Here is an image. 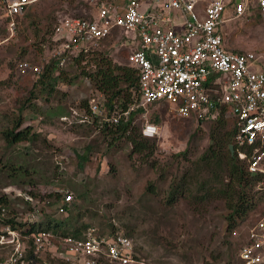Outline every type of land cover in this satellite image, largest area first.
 <instances>
[{"label":"rangeland","instance_id":"rangeland-1","mask_svg":"<svg viewBox=\"0 0 264 264\" xmlns=\"http://www.w3.org/2000/svg\"><path fill=\"white\" fill-rule=\"evenodd\" d=\"M103 1L123 0H35L27 14L17 19L15 30H10L1 17L0 6V169L4 168L0 173V194L3 188L13 185L7 169L9 156H14L12 159L20 158L25 166L28 163L37 170L31 171L34 184L18 177L20 188L32 190L39 198L51 202L56 198L49 194L60 192L63 197L66 191H73V214L79 213L81 218L74 219L77 226L89 225L88 229L93 228L100 235L127 233L134 239L138 256L151 263L236 262L240 248L248 241L249 230L264 217V191L258 186L254 189L257 209L231 231L227 230L229 210L223 201H213L207 209L190 203L194 198L169 204L171 182L184 176L187 170L199 174L198 160L216 144L217 127L230 129L231 119L225 120L226 123H198L176 116L169 105H149L138 124L153 121L158 115L160 130L153 137L157 150L148 156L134 152L126 137L112 138L103 132L93 118L96 115L86 114L81 107L92 95L102 94L90 78L81 74V65H87L88 59L79 65L68 57L61 69L63 77L66 80L78 77L72 83L59 81L49 95L38 81L42 72L34 74L18 68L21 61L27 60L40 65L43 71L50 58L51 32L59 19L69 15L91 16ZM249 6H254L251 16L223 24L226 42L230 49L252 50L264 58V17L255 0H250ZM116 42L117 38H109L92 49L105 52L114 62L125 65L131 50L119 47ZM93 67L90 63L86 68ZM107 110L105 106L102 115H97L102 118L100 121H110ZM19 117L24 120L21 129L28 126L39 135L31 144L21 142L10 148L4 131L12 128ZM26 148L32 150L26 153ZM86 149L89 159L81 166L78 153ZM12 192L15 195L21 190ZM59 202L44 209L64 218L67 213L60 214L55 207ZM12 205L17 207L16 203ZM4 253L0 249V257Z\"/></svg>","mask_w":264,"mask_h":264},{"label":"built area","instance_id":"built-area-1","mask_svg":"<svg viewBox=\"0 0 264 264\" xmlns=\"http://www.w3.org/2000/svg\"><path fill=\"white\" fill-rule=\"evenodd\" d=\"M34 1L0 0L1 17L10 30L17 28V19ZM149 1L151 6H145L147 0L103 1L92 18H62L55 27L50 58H60L64 65L68 57L117 37L118 46L131 50L128 61L138 71L141 95L140 102L122 114L165 100L176 116L202 122L216 120L229 106L238 127L234 152L248 160L253 175L263 174L258 187L264 190V58L255 51L229 49L223 27L226 21L245 16L250 0ZM255 2L264 16V0ZM231 4L233 14L227 18ZM18 68L42 72L40 65L27 60ZM102 96L89 98L90 114L102 115L106 106ZM119 112L116 109L106 116L117 123ZM159 130L150 121L142 128L147 137H155ZM72 199L67 193L57 206L58 213H66ZM38 202L27 216L17 218L26 223L16 227L4 225L8 212L0 205V249L6 251L0 264H154L138 256L134 240L124 233L100 235L93 228L79 237H58L43 229L25 233L42 215ZM232 264H264V217L249 230L248 241Z\"/></svg>","mask_w":264,"mask_h":264},{"label":"trees","instance_id":"trees-1","mask_svg":"<svg viewBox=\"0 0 264 264\" xmlns=\"http://www.w3.org/2000/svg\"><path fill=\"white\" fill-rule=\"evenodd\" d=\"M253 7L254 6L249 7L245 16H251V9ZM257 10L261 13V9L259 7ZM27 11L25 14H27ZM64 17L92 18L93 14L91 16H63L59 20ZM51 33L53 34L51 35L49 48L53 45L52 38L55 34V29L54 32L52 30ZM129 53L126 55L127 64L125 65L114 62L109 55L105 54V52L95 49H91L87 53L82 51L77 55L71 56V58H73V62H78L79 65H81V63H83L82 61L85 59H88L87 65L92 63L94 67L90 69L86 68L87 65H81L83 66L81 74L90 78L94 88L103 94L105 99L104 103L110 110L109 114L116 111V109H118L120 111L119 113H121L117 123L111 122V120L100 121L102 119L101 117L93 116V118H95V122L99 124L102 131L111 135L112 138L119 136L126 137L132 144L134 152L145 153L148 156H151L157 150L155 143L156 140L153 139V137L145 136L142 132L144 124L141 126L138 124V119L140 115L144 113L145 108L135 107L134 109H131L127 115L122 114V112L128 110L133 104H138L141 97L139 93L138 71L129 65ZM47 62L48 63L45 65L38 81L42 83L43 88L48 95L52 94L59 81L72 83L75 78L78 77L75 75L73 78H68L67 80L63 77L64 72L61 70L63 69V65L60 64V58H49ZM56 71H58L59 74H56ZM88 105V99L84 100L81 104V107L84 109L86 114L90 111ZM151 105L168 106V103L165 100H158L153 102ZM228 112L230 113L229 106L225 105L216 120H203L202 122H198L203 123L212 121L215 123H221L225 120L229 121V119H231L232 125L228 130H225L220 126L217 127V131L214 134L216 144L211 145L198 160V167L196 170H199V174L195 172L191 173V175L187 170V172H184V176L171 182L169 204L175 203L176 200L194 198L190 201V203H196L199 206L203 205L205 207L204 209H207V205L213 201H223L225 203V207L229 210V214H227L226 217L228 220L227 230L231 231L238 225L239 221H244L249 218L251 213L257 209L258 206L255 201V194L253 191L262 180L263 174L253 175L249 171L248 160L241 159L239 158L237 152H232L230 146L235 143V135L238 127L234 116L229 115V118L226 116L229 114ZM23 121V117L17 118L14 126L4 131V138L10 148L11 146L21 142L31 144L38 138L39 133L34 132L31 127L27 126L26 128L21 129ZM158 121V115H156L153 121L150 120V122L155 124H157ZM88 148L92 149V146L88 145ZM26 149L28 150L26 153H29V151L32 150V148ZM9 157L11 160H9L10 165L7 171L9 176L12 178L10 182L13 183V185L9 184L3 188V192L0 194V205L6 207L8 212L7 217L3 218V223H5L4 225L11 223L14 227L23 226L26 222H21L17 220V218L27 216L33 209V203L40 199V202L44 201L43 204L38 202L39 211L42 215L39 216L40 219L37 222L30 224L29 228L25 230V233L31 234L43 229L52 231L58 237L67 235L77 237L82 236L88 230L89 225L83 224L81 226H77L73 222L74 219L80 218L79 213L73 214L72 209L75 203L73 191H66L63 194V197L60 192L51 193L49 194V197L54 196L56 198L55 201L51 202L48 198H39L38 194L34 193L32 190L20 188L17 185L19 184L17 182L18 177H23L25 179V183L28 182L29 184H34L35 182L32 178L31 171L37 172V170L36 168H31L28 163L27 166H25L20 158L15 157V159H12L14 156ZM78 158L80 160V165L82 166L83 162H86L89 159L88 150L86 149L82 153H78ZM2 170L4 171L3 167L0 169V173H3ZM204 174L206 177L203 176ZM197 177L199 180L197 179L195 182L194 180ZM194 183L196 188H194ZM11 187L12 190L9 191L8 189ZM17 188L20 189L21 192L13 195L12 191L16 192ZM67 193H71L73 195V199L70 203H67L66 217L58 218L56 217L57 214L54 215L44 209L46 206L53 205L59 200L61 202L64 201ZM15 203L17 204V207L12 205ZM58 204H56L55 207L58 206ZM3 223H0V225ZM126 235L131 237L127 233ZM29 245L32 247L31 250H33V246H31L30 243ZM230 263V261H227L225 264Z\"/></svg>","mask_w":264,"mask_h":264},{"label":"crops","instance_id":"crops-1","mask_svg":"<svg viewBox=\"0 0 264 264\" xmlns=\"http://www.w3.org/2000/svg\"><path fill=\"white\" fill-rule=\"evenodd\" d=\"M147 5H149V6H151L152 5V3H151V1H149V0H147V3L145 4V6H147ZM230 7H231V9L229 10V8L227 9V11H226V13H225V17H227V18H229V17H231L232 16V14H233V4H231V5H229ZM230 21H232V20H230ZM229 21H227L226 23H228ZM226 46L229 48V46H228V43L226 42ZM230 49V48H229ZM233 50V49H232ZM240 51V50H239ZM246 51H249V50H246ZM252 51V50H251Z\"/></svg>","mask_w":264,"mask_h":264},{"label":"water","instance_id":"water-1","mask_svg":"<svg viewBox=\"0 0 264 264\" xmlns=\"http://www.w3.org/2000/svg\"><path fill=\"white\" fill-rule=\"evenodd\" d=\"M239 1H240V0H238V2H239ZM230 147H231L232 152H234V147H233V145H231Z\"/></svg>","mask_w":264,"mask_h":264},{"label":"clouds","instance_id":"clouds-1","mask_svg":"<svg viewBox=\"0 0 264 264\" xmlns=\"http://www.w3.org/2000/svg\"><path fill=\"white\" fill-rule=\"evenodd\" d=\"M88 100H89V99H88ZM234 144H235V143H234ZM234 144H231V145H233V147H234ZM234 148H235V147H234ZM134 244H135V243H134ZM135 250H136V249H135ZM231 263H232V262H231ZM231 263H230V264H231ZM233 263H234V262H233Z\"/></svg>","mask_w":264,"mask_h":264}]
</instances>
